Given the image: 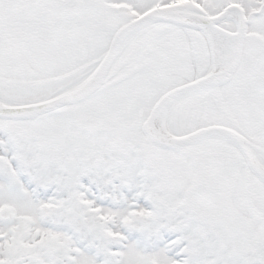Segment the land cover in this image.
<instances>
[{
  "label": "snow or ice",
  "instance_id": "6c2138e0",
  "mask_svg": "<svg viewBox=\"0 0 264 264\" xmlns=\"http://www.w3.org/2000/svg\"><path fill=\"white\" fill-rule=\"evenodd\" d=\"M0 264H264V0H0Z\"/></svg>",
  "mask_w": 264,
  "mask_h": 264
}]
</instances>
